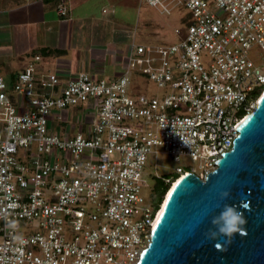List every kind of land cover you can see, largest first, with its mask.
I'll use <instances>...</instances> for the list:
<instances>
[{
  "label": "built area",
  "instance_id": "2783aa9c",
  "mask_svg": "<svg viewBox=\"0 0 264 264\" xmlns=\"http://www.w3.org/2000/svg\"><path fill=\"white\" fill-rule=\"evenodd\" d=\"M142 1L161 14L182 7L190 21L172 43L134 44L119 76L48 73L42 93L35 55L11 88L19 105L0 76V264H137L160 205L144 180L148 157L188 156L204 178L254 109L264 64L250 51L264 53V0ZM134 75L156 91H129ZM84 105L88 131L51 129ZM188 172L177 166L164 183Z\"/></svg>",
  "mask_w": 264,
  "mask_h": 264
},
{
  "label": "crops",
  "instance_id": "0c3cea01",
  "mask_svg": "<svg viewBox=\"0 0 264 264\" xmlns=\"http://www.w3.org/2000/svg\"><path fill=\"white\" fill-rule=\"evenodd\" d=\"M149 8L142 0L0 1V76L13 102L22 103L11 88L35 55L39 60L34 63V88L42 93L48 90L41 89L39 81L48 73L62 79L80 71L119 76L134 44H154L157 30L151 27ZM134 81L144 85L138 76ZM64 111L59 113L67 117L66 123L52 118V130L63 136L88 131L89 106Z\"/></svg>",
  "mask_w": 264,
  "mask_h": 264
},
{
  "label": "water",
  "instance_id": "95a60500",
  "mask_svg": "<svg viewBox=\"0 0 264 264\" xmlns=\"http://www.w3.org/2000/svg\"><path fill=\"white\" fill-rule=\"evenodd\" d=\"M237 130L232 149L206 177L188 172L172 184L137 264H264V87ZM224 190L231 196L221 201ZM224 203L247 204L246 223L216 248L205 233Z\"/></svg>",
  "mask_w": 264,
  "mask_h": 264
},
{
  "label": "rangeland",
  "instance_id": "374dc122",
  "mask_svg": "<svg viewBox=\"0 0 264 264\" xmlns=\"http://www.w3.org/2000/svg\"><path fill=\"white\" fill-rule=\"evenodd\" d=\"M2 2H8L11 3L13 0H0ZM212 1L209 0V4H211ZM150 14L148 15L151 20V27L154 28V30H157V32L154 34V38H152L151 42H154V44H169L174 41H176L177 36L174 32L175 28L181 27V17H183L186 14V10L183 8H177L172 11L171 14H161L159 11L155 10V8H149ZM147 29H150V25L147 27ZM251 58L254 60L255 64L262 67L264 64V53L258 48L254 47L250 51ZM134 90L135 92H154L156 91L155 86H153L152 83L145 82L144 85H141L139 83H136V81L133 82L132 86H130V90ZM72 110L73 108H69ZM62 112H65L62 110ZM90 113H92V110L90 109ZM63 119H65V116L63 115ZM157 157H148L145 170H144V180L147 183V185L152 186L153 178L149 177V175H153L157 173L160 178L166 177L169 173L174 172V169L177 166H181L184 169L191 170L193 169V173L196 175L203 176L204 170L202 167H200L199 162L197 160H193L188 156H179L178 158L170 155H166L163 153H159L156 155ZM158 177V178H159ZM156 179V178H154ZM166 185V184H165ZM152 199V198H151Z\"/></svg>",
  "mask_w": 264,
  "mask_h": 264
},
{
  "label": "clouds",
  "instance_id": "9594fccd",
  "mask_svg": "<svg viewBox=\"0 0 264 264\" xmlns=\"http://www.w3.org/2000/svg\"><path fill=\"white\" fill-rule=\"evenodd\" d=\"M230 196L231 193L229 190H224L220 193L221 201L228 200ZM245 208H247V204L240 206L224 203L220 208L219 213L212 217L211 227L205 233V238L215 241L216 248L231 243L234 234L243 232V226L246 223V220L244 210L242 209ZM221 240L223 243L219 242Z\"/></svg>",
  "mask_w": 264,
  "mask_h": 264
},
{
  "label": "trees",
  "instance_id": "16d2710c",
  "mask_svg": "<svg viewBox=\"0 0 264 264\" xmlns=\"http://www.w3.org/2000/svg\"><path fill=\"white\" fill-rule=\"evenodd\" d=\"M189 21H190V15L186 13L184 17L182 18L181 22L182 24L186 25V23H188ZM261 92L259 93V95L261 94ZM167 188L169 187L165 185L164 180L162 178L159 177L153 180L152 187H151V196H152V201L153 203H155V205L161 204L162 196L168 190Z\"/></svg>",
  "mask_w": 264,
  "mask_h": 264
},
{
  "label": "bare ground",
  "instance_id": "6f19581e",
  "mask_svg": "<svg viewBox=\"0 0 264 264\" xmlns=\"http://www.w3.org/2000/svg\"><path fill=\"white\" fill-rule=\"evenodd\" d=\"M182 8V7H181ZM258 99V98H257ZM243 121V120H242ZM242 123V122H241ZM240 125V124H239ZM175 184V182L173 183V185ZM173 185H170L169 186V188H168V191L166 192V194H165V197H164V199H163V201L161 202V206L159 207V209H158V211H157V214H156V217H155V219H154V223H153V225L157 222V220L159 219V217H160V215H161V212H162V209H163V207H164V202L166 201V196L168 195V193H169V191H170V189H171V187H173Z\"/></svg>",
  "mask_w": 264,
  "mask_h": 264
}]
</instances>
